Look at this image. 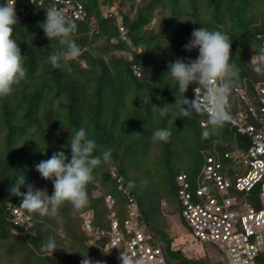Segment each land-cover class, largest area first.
Segmentation results:
<instances>
[{"label": "trees", "instance_id": "obj_1", "mask_svg": "<svg viewBox=\"0 0 264 264\" xmlns=\"http://www.w3.org/2000/svg\"><path fill=\"white\" fill-rule=\"evenodd\" d=\"M31 1L16 0L19 24L13 32L25 56L26 78L12 94L0 98V264H81L83 256L93 262L120 264L101 250L109 238L110 211L116 213L120 227L127 218L128 196L118 190L117 177H121L123 188L139 207L138 225L162 249L167 264H223L222 259L210 255L215 252L209 245L203 246L204 255L198 249L192 250V255L182 250L181 238L176 239L170 231L168 216H176L187 233L189 229L180 216L176 177L186 175L195 187L204 155L243 149L248 138L225 123L205 138L203 132L212 129L210 118L198 108H192L187 116L179 111L183 94L167 72L168 63L176 58H184L185 62L196 59L198 50L186 51L183 47L194 28L217 29L229 35L231 62L239 68V75L232 78L227 99L229 111L236 112L242 103L234 88L244 89L251 97L255 85L264 82V74L256 73L251 61L260 53V37L264 36V0H71L86 13L84 20L74 21L77 31L71 36L82 54L61 61V67L55 69L49 56L64 46L57 38L49 40L41 28L48 1L43 0L46 2L41 7ZM5 2L0 0V4ZM111 7L116 15L104 17L103 10ZM19 10L23 12L19 14ZM157 13L159 37L150 27ZM136 48L141 51H133ZM195 86H189L186 98H194ZM165 104H171L170 110L160 116L157 125V107ZM202 122L206 125L201 126ZM164 124L171 137L167 142L154 140L153 132L164 128ZM185 126L191 128L189 138L195 140L196 149L188 153L190 159L180 160L181 170L176 172L167 166L172 156L179 154L174 139L180 138ZM80 128L96 141L94 155L112 150L111 160L102 161L93 170L94 178L87 185L88 205L75 209L64 202L55 215L43 216L21 208V198L9 191L17 177H25L22 192L31 184L46 188L51 195V181L42 179L35 166L57 151L70 159V137ZM151 158L159 159L167 171L166 193H154L147 180L143 182ZM133 172L139 175L137 182L146 187L144 192L134 184ZM130 182L134 185L131 188ZM108 195L114 200L110 209L105 203ZM162 197L168 199L169 204L164 206L167 212L160 208L158 199ZM8 207L22 211L31 224L26 229L15 225ZM88 211L93 215L92 229L100 235L96 247L89 245L91 234L82 226L81 216ZM48 237L57 243L52 255L41 251ZM74 243L82 245L83 254L74 250ZM256 264H264V252L257 256Z\"/></svg>", "mask_w": 264, "mask_h": 264}, {"label": "built area", "instance_id": "obj_2", "mask_svg": "<svg viewBox=\"0 0 264 264\" xmlns=\"http://www.w3.org/2000/svg\"><path fill=\"white\" fill-rule=\"evenodd\" d=\"M46 1L48 8L55 5L73 21L86 17L82 6L71 0ZM46 1L32 0L31 3L41 7ZM21 12L23 10H19V14ZM114 15V7L103 10L104 17ZM260 38L261 51L264 49V36ZM133 51L140 52L139 49ZM200 92H203L202 86L198 95ZM233 92L242 106L236 112H230L227 99L225 110L231 119L224 123L248 138L247 147H236L222 153L211 151L204 155L195 187L186 175L176 177L180 216L189 229L187 233L183 232L185 238L180 244L182 250L190 252L197 251L196 247L203 250L204 245H209L214 255L224 261L223 264H256L257 256L264 252V82L255 85L251 97L239 87ZM209 108L205 101L204 106L198 109L210 118ZM205 125V122L201 123V126ZM112 175L116 177L114 171ZM121 180V177L116 178L118 190L128 196L127 218L120 227L116 213L110 211L109 238L101 247L102 252L113 255L120 264V256H126L133 262L143 261V264H167L162 249L154 245L151 236L138 225L139 207L123 188ZM105 203L110 209L114 200L108 195ZM9 209L15 225L26 229L31 224L30 218L22 211ZM92 217L90 211L84 212L82 226L91 234L89 245L96 247L100 235L92 229ZM202 252L200 254L204 255Z\"/></svg>", "mask_w": 264, "mask_h": 264}, {"label": "clouds", "instance_id": "obj_3", "mask_svg": "<svg viewBox=\"0 0 264 264\" xmlns=\"http://www.w3.org/2000/svg\"><path fill=\"white\" fill-rule=\"evenodd\" d=\"M16 0H6L0 4V98L7 97L14 91L22 80L26 78L27 69L24 67L25 56L17 40L13 37L14 27L19 24L15 8ZM45 36L51 40L57 38L62 50L49 56V63L55 68L61 67V61L77 59L82 54L80 46L71 39L77 31V24L68 18L63 10L55 5L45 11V20L41 24ZM232 38L217 29L204 27L194 28L190 40L183 46L184 50H198L194 60L185 62L184 58H176L168 63V73L172 82L176 84L183 99L178 103L179 111L187 116L192 108H201L205 101L210 105L209 124L212 129H206L203 136L207 138L211 131L230 120L231 117L225 110L227 98L231 90L232 78L239 75V68L231 62ZM256 73L264 74V49L258 55L251 57ZM190 85L194 98L185 97ZM213 85H215L213 87ZM200 86L203 92L198 95ZM175 103H177L175 101ZM171 104L159 108V114L164 117L168 114ZM172 133L167 128H160L153 132V139L167 142ZM71 158L63 151L54 152L47 160L40 161L35 167L41 178L51 181L53 192L48 194L47 189L34 188L28 184L25 192V177L19 175L9 191L12 195L21 198L20 207L29 212H38L40 215H55L64 202H69L75 209H82L89 203L87 185L93 180V170L101 162L111 160V149H105L101 156L94 155L97 148L96 141L89 138L85 129L80 128L70 137ZM134 185L130 182L129 188ZM62 249V248H61ZM41 251L53 254L57 251L55 238L48 237L41 245ZM81 264H105V262L92 261L88 256H83ZM121 264H143V261L131 260L120 256Z\"/></svg>", "mask_w": 264, "mask_h": 264}, {"label": "rangeland", "instance_id": "obj_4", "mask_svg": "<svg viewBox=\"0 0 264 264\" xmlns=\"http://www.w3.org/2000/svg\"><path fill=\"white\" fill-rule=\"evenodd\" d=\"M264 4V1H262ZM156 18L152 21L150 27L152 26L153 30L155 31V34L159 37L160 36V27H159V20H160V15L159 13L156 14ZM136 49H139L141 51V48H136ZM139 76V72H137ZM231 97V96H230ZM159 117H157V125L158 123H161L160 121V114H158ZM167 124H164V128L166 127ZM170 127V125L168 126V128ZM184 131L185 132H181L180 135H179V139H174V145L176 146L177 148V151H178V157L176 155H173L172 158L170 159V165H168L167 167L170 168L169 170H173V171H180L181 170V164H180V160H185L187 161V159H190V154H188L189 152H192L194 149H196V143H195V140L193 138H189L191 136V132L189 131L191 128L188 127V126H185L184 127ZM184 134V136L182 137V135ZM173 144V142H172ZM188 154V155H187ZM180 158V159H179ZM151 167L149 169V171H146L145 172V175L143 177V182H146L147 180V184L148 185H151L152 187V190L154 193L156 192H159V193H163L167 191V185H168V174H167V171L165 170L164 171V167L162 165V163L159 162V159H156V158H151ZM179 159V160H178ZM166 167V168H167ZM112 171H114L112 169ZM132 171V170H130ZM166 173V174H165ZM138 174L133 172L132 173V177L135 179L132 178L134 184H136L138 186V184L140 185V190L142 192H144L146 190V187H142L140 183H138ZM137 179V180H136ZM164 197V196H163ZM160 198L158 199L160 201V208L161 207H164L165 204L168 205V199L166 198ZM167 197V195H166ZM164 203V204H163ZM162 210H164L165 212H167V207H164ZM168 221L171 225V228L172 230H170L171 232H173L174 236L176 237V239H179V238H185V236H183V229L179 226V223H178V220L176 218V216H174L173 214H169L168 216ZM170 232V233H171ZM57 234L59 236H62V233L61 232H57ZM172 234V233H171ZM57 235V237H58ZM177 242V241H176ZM74 246V250L77 251V253H80V254H83L80 250H81V244H78V243H74L73 244ZM199 251H204L205 253V249L203 247V250H201V247H196ZM200 252V253H201ZM203 254V252L201 253ZM189 255H192L191 252H189ZM210 255L213 256L214 253L213 252H210ZM58 262H60L58 260Z\"/></svg>", "mask_w": 264, "mask_h": 264}]
</instances>
